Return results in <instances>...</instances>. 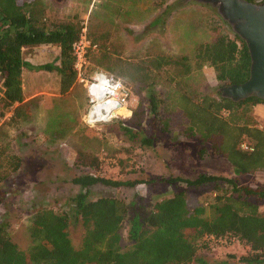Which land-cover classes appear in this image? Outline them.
<instances>
[{
    "label": "rangeland",
    "instance_id": "1",
    "mask_svg": "<svg viewBox=\"0 0 264 264\" xmlns=\"http://www.w3.org/2000/svg\"><path fill=\"white\" fill-rule=\"evenodd\" d=\"M85 1L88 4L81 9V15L75 14L80 20V30L82 22H86V35L91 44L83 80L77 76L69 92L61 95L56 71L25 67L22 87L24 100H33L29 105L30 115L13 125L7 123L10 113L0 108V151L3 158L15 154L20 160L18 170L10 172V168H4L6 178L0 181V221L8 223L12 240L22 249L30 244L29 220L41 208L67 212L69 237L74 247L80 246L84 227L74 212L72 200L80 187L71 182L78 174L142 180L134 187L95 184L89 188L91 199L113 196L129 202L139 196L150 204L184 188L190 207L210 202L213 191L203 186L186 187L155 179L169 175L194 177L200 172L234 175L231 165L222 157H215L209 151L204 158L197 157L196 138L183 133L187 121L179 107L181 86L216 95L220 86L212 67L204 66L182 77L177 74L178 68L171 66L144 73L134 70V65L150 54L173 58L192 55L200 42L209 41L218 33L232 35L216 10L206 4L183 0ZM73 16L62 20L47 17L46 22L55 24L73 20ZM39 46L25 48L24 59L35 65L58 63V47L50 44L37 49ZM97 71L121 80L131 90V96L127 109L120 110L116 118L89 127L82 120L88 106L86 80ZM151 93L158 106L157 115L149 110ZM253 106L241 108L244 119L240 123L264 129V111ZM160 122L166 123L165 130L160 129ZM122 126L137 131L139 138L143 135L151 138L150 142L141 144L131 140ZM79 151L97 157L99 167L76 166ZM238 179L240 184L264 187V171L238 176ZM259 209L264 213V199L259 202ZM207 213L210 215V210ZM127 225L125 220L123 249L130 246L126 239ZM247 252L248 247L237 240L218 241L199 248L198 259L190 264H243L231 259V255L237 258Z\"/></svg>",
    "mask_w": 264,
    "mask_h": 264
},
{
    "label": "trees",
    "instance_id": "2",
    "mask_svg": "<svg viewBox=\"0 0 264 264\" xmlns=\"http://www.w3.org/2000/svg\"><path fill=\"white\" fill-rule=\"evenodd\" d=\"M79 21L74 15L73 20L48 24L40 0H0V108L10 113L7 123L14 125L30 115L29 105L33 100H24L23 68L56 71L60 94L69 92L77 77L73 43L80 33ZM41 44L58 47V63L35 65L24 59L25 48ZM249 65L245 42L234 33H218L211 40L197 44L192 55L173 58L153 53L136 63L134 70L144 73L171 66L178 68L177 74L182 77L210 66L221 87L244 82L249 76ZM180 90L179 107L187 121L183 133L196 138L197 157L204 158L208 151L222 157L231 165L234 175L200 172L194 177L169 175L155 180L207 187L214 193L210 202L190 207L184 188L150 204L139 196L129 202L113 196L91 199L89 188L95 184L134 187L142 180L81 173L71 179L80 187L72 198L74 212L84 227L80 246L74 247L69 237L67 212L41 208L29 220L30 244L24 249L12 240L8 223L0 221V264H190L198 259L199 248L231 240L248 247L247 253L237 258L231 255V259L243 264H264V213L259 209L264 187L240 184L238 179V176L264 171V129L240 123L244 119L241 108L264 101L250 97L233 102L222 98L219 91L212 95L182 86ZM149 98L150 113L157 115L154 95L151 93ZM165 126V122H160L161 130ZM122 128L133 141L144 144L151 140L145 135L139 138L137 131ZM243 142L252 149H243ZM74 164L97 169L100 162L94 155L79 151ZM19 167L17 155L3 158L0 151L3 172L4 168L14 172ZM1 171L0 181H3L6 175ZM125 220H128L126 239L130 246L123 249Z\"/></svg>",
    "mask_w": 264,
    "mask_h": 264
},
{
    "label": "water",
    "instance_id": "3",
    "mask_svg": "<svg viewBox=\"0 0 264 264\" xmlns=\"http://www.w3.org/2000/svg\"><path fill=\"white\" fill-rule=\"evenodd\" d=\"M214 8L231 31L246 44L250 56L249 76L238 84L219 87L220 96L239 102L256 97L264 101V0H183Z\"/></svg>",
    "mask_w": 264,
    "mask_h": 264
},
{
    "label": "built area",
    "instance_id": "4",
    "mask_svg": "<svg viewBox=\"0 0 264 264\" xmlns=\"http://www.w3.org/2000/svg\"><path fill=\"white\" fill-rule=\"evenodd\" d=\"M81 32L77 40L73 43V54L75 56V69L77 76L83 80V75L87 66V54L90 48V40L87 38L86 22H82ZM117 82H119L117 84ZM86 90L88 96V106L82 116L83 122L93 127L97 124L105 123L116 118L119 114L117 110L126 106L131 96V90L121 80L113 78L105 71H97L86 80ZM241 147L251 150L252 147L243 142Z\"/></svg>",
    "mask_w": 264,
    "mask_h": 264
},
{
    "label": "crops",
    "instance_id": "5",
    "mask_svg": "<svg viewBox=\"0 0 264 264\" xmlns=\"http://www.w3.org/2000/svg\"><path fill=\"white\" fill-rule=\"evenodd\" d=\"M40 2L45 9L46 20L47 17L62 20L64 18L72 17L75 14L81 15V9L86 7L88 4V1L85 0H40ZM132 22V24H136V21ZM47 45L50 44H41L39 47H37V49L43 48ZM253 107L260 109V111H264V103H257Z\"/></svg>",
    "mask_w": 264,
    "mask_h": 264
},
{
    "label": "bare ground",
    "instance_id": "6",
    "mask_svg": "<svg viewBox=\"0 0 264 264\" xmlns=\"http://www.w3.org/2000/svg\"><path fill=\"white\" fill-rule=\"evenodd\" d=\"M123 108H126V106L124 105V106L120 107V108L117 110L116 113L120 112V110H122ZM126 109H127V108H126Z\"/></svg>",
    "mask_w": 264,
    "mask_h": 264
},
{
    "label": "clouds",
    "instance_id": "7",
    "mask_svg": "<svg viewBox=\"0 0 264 264\" xmlns=\"http://www.w3.org/2000/svg\"><path fill=\"white\" fill-rule=\"evenodd\" d=\"M119 82H117V84H118Z\"/></svg>",
    "mask_w": 264,
    "mask_h": 264
}]
</instances>
